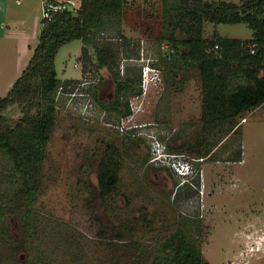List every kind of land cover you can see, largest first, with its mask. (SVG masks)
<instances>
[{"label": "rangeland", "instance_id": "1", "mask_svg": "<svg viewBox=\"0 0 264 264\" xmlns=\"http://www.w3.org/2000/svg\"><path fill=\"white\" fill-rule=\"evenodd\" d=\"M73 1L77 7L79 2ZM176 3L135 0L127 3L121 16L105 17L103 26L92 30V43L86 47L89 61L81 56L80 40L60 47L54 62L58 87L47 99L54 106L56 124L45 149L46 182L28 218L43 228H61L65 242H73L77 252L55 251L51 240L39 243V237L32 251L41 247L46 253L43 260L38 261L35 252L29 260L21 253L20 264H152L165 257L163 244L168 240L177 244L178 238L194 243L207 264H264V107L247 113L225 144L215 148L210 144V158L196 155L191 146L204 131L200 78L194 66L178 65L161 47L162 37L171 30L168 21L176 16ZM41 4L42 0H6L0 25V98L7 96L33 55L41 30ZM201 32L204 40L216 35L241 41L253 38V31L242 23L204 22ZM105 49L115 56L112 70L97 68L96 55ZM150 63L159 68V80L143 88L142 71ZM139 78L141 93L124 97L131 108L124 123L150 125L135 131L142 142L137 151L130 150L135 156L121 172L123 196L102 202L94 195L98 185L93 151L102 145L101 138L121 143L133 135L115 127L118 120L108 112L107 102L118 83ZM70 80L78 83L65 85ZM36 109L35 104L32 115ZM4 115L18 118L21 113L14 104ZM157 149L184 157L193 171L182 177L168 158L152 162ZM12 170L11 160L0 153L2 201L16 186ZM85 184L91 186L92 195ZM21 219V213L14 211L4 224L16 240L22 234ZM125 222L132 223V233L128 226L122 233ZM4 225L0 222V231ZM6 254L1 238L0 261ZM0 264L9 263L4 259Z\"/></svg>", "mask_w": 264, "mask_h": 264}, {"label": "trees", "instance_id": "2", "mask_svg": "<svg viewBox=\"0 0 264 264\" xmlns=\"http://www.w3.org/2000/svg\"><path fill=\"white\" fill-rule=\"evenodd\" d=\"M77 1L79 4L73 11L64 12L51 20L42 19L38 43L28 66L7 96L0 98V153L11 160L16 182L14 191L8 197L6 195L4 201L0 200V222L7 224V217L14 211H19L22 218L20 239H14L5 225L2 226L0 240H4L7 254L0 262L5 259L9 264H20L22 261L18 258L21 253L29 260L33 252L38 261L43 260L46 253L40 251L41 247L32 251L33 241L39 237V243L51 240L55 251L61 248L64 254L74 249L77 252L73 242H65L61 228H43L28 218L34 214L29 208L35 204L45 187V149L51 141L56 124L54 106L47 102L58 87L55 57L61 46L80 40L83 43L81 56L89 61L86 47L92 43V30L101 28L105 17L121 16L127 3L135 0ZM174 1L177 2L174 4L176 16L169 19L171 30L162 37L161 44L166 46L163 49L167 52L166 58L176 59L182 67L194 66L197 69L203 94L200 121L204 131L195 142L198 143L191 147L201 158H210L212 148L221 142L220 145L225 144L228 134L239 127L238 122L247 113L264 105V0H241L237 4L213 0ZM204 22L214 25L242 23L253 31V38L241 41L222 39L216 35L213 40H204L201 32ZM101 51L102 55L99 52L96 55L99 63L97 68L112 70L115 56L106 49ZM150 65L159 69L154 64ZM234 80L239 82L233 85ZM77 83L70 80L65 85ZM137 83L138 89L134 90ZM116 93V102L109 106L112 110L119 105L120 98L126 97L128 93H141L140 78L118 83ZM14 104L18 106L21 116H5L4 111ZM35 104L37 109L32 115L31 109ZM123 106V117L130 116L128 98ZM219 135L223 139L217 140ZM132 140L125 137L120 145L127 148L121 151L116 145L119 141L100 139L102 145L93 151V158L97 160L96 200L114 201L122 195L119 191L121 172L135 156L128 148ZM210 144H213L211 149L208 148ZM84 186L92 195L91 186ZM126 226L130 229L129 233H132V223L127 222L120 226L122 233L126 232ZM175 243H171V240L164 243L165 257L152 264H207L191 241L178 238L177 244ZM49 254L52 255L50 252Z\"/></svg>", "mask_w": 264, "mask_h": 264}, {"label": "built area", "instance_id": "3", "mask_svg": "<svg viewBox=\"0 0 264 264\" xmlns=\"http://www.w3.org/2000/svg\"><path fill=\"white\" fill-rule=\"evenodd\" d=\"M75 4L73 0H67L65 2H49V1H45L42 0V4H41V10H42V19L45 20H51L57 16H59L60 14L64 13V12H70L73 11L75 9ZM166 46H162V49H165ZM251 53H253V51H251ZM149 72L151 74H149ZM159 69L153 68L151 67V65H146L142 71L143 76H142V84L141 86L147 85V82L149 81H153L154 83H156V81L159 80V75H158ZM159 149V148H158ZM156 150V154L152 157V162L156 163V162H162L163 157H170L168 156V154H165L163 152H159V150ZM164 155V156H163ZM173 166V164H172ZM175 172L180 173L179 175L182 174L183 172V167L179 168V167H174Z\"/></svg>", "mask_w": 264, "mask_h": 264}, {"label": "flooded vegetation", "instance_id": "4", "mask_svg": "<svg viewBox=\"0 0 264 264\" xmlns=\"http://www.w3.org/2000/svg\"><path fill=\"white\" fill-rule=\"evenodd\" d=\"M141 88V87H140ZM117 87L115 86V91H114V93H113V98H112V100L111 101H108L107 102V106L109 107V106H112V104H114V102H116L115 100H116V97H117ZM124 103H125V98H120V102H119V105L118 106H116V109H113L112 110V108H111V110L110 111H108L109 113H112V114H114L115 115V117L117 118V120H118V123L117 124H115V127L116 128H120V131H122L123 132V128H125V129H127L126 131V134L127 135H130L131 136V134H133L132 135V137H130L131 139H133L132 140V142H130V144L128 145V148L131 150H134V151H137L138 149H139V147H140V145H141V143H140V141H142V138H140V137H137V136H135L134 134H136V132L135 131H137L136 129L138 128V127H144V126H148V125H150V123H141V124H138V125H133V126H129V125H126V123H124V118H127V117H123V115H122V113L125 111V107L123 106L124 105ZM121 104V105H120ZM99 107H101V106H99ZM130 107V106H129ZM107 108V107H106ZM131 109V108H130ZM120 126V127H119ZM136 142V143H135ZM157 143H158V141H157ZM117 146H118V148L122 151V150H125L127 147H125V146H122V145H120V143H118V144H116ZM206 159H208V157L206 158ZM196 162H199V161H196Z\"/></svg>", "mask_w": 264, "mask_h": 264}, {"label": "clouds", "instance_id": "5", "mask_svg": "<svg viewBox=\"0 0 264 264\" xmlns=\"http://www.w3.org/2000/svg\"><path fill=\"white\" fill-rule=\"evenodd\" d=\"M150 65V64H149ZM178 155V154H175ZM169 161L172 162L173 167H183V172L181 174L182 177H186L189 175L191 171H193V164L186 160L184 157H178V156H170L167 157Z\"/></svg>", "mask_w": 264, "mask_h": 264}, {"label": "crops", "instance_id": "6", "mask_svg": "<svg viewBox=\"0 0 264 264\" xmlns=\"http://www.w3.org/2000/svg\"><path fill=\"white\" fill-rule=\"evenodd\" d=\"M5 10H6V0H0V25L3 23L2 19L5 16ZM264 107V105L262 106ZM262 107L255 109L254 111L250 113H255L256 111L260 110Z\"/></svg>", "mask_w": 264, "mask_h": 264}, {"label": "bare ground", "instance_id": "7", "mask_svg": "<svg viewBox=\"0 0 264 264\" xmlns=\"http://www.w3.org/2000/svg\"><path fill=\"white\" fill-rule=\"evenodd\" d=\"M156 143V142H155Z\"/></svg>", "mask_w": 264, "mask_h": 264}]
</instances>
